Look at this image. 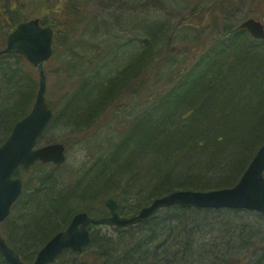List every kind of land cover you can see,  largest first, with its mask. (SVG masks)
<instances>
[{
    "label": "trees",
    "instance_id": "1",
    "mask_svg": "<svg viewBox=\"0 0 264 264\" xmlns=\"http://www.w3.org/2000/svg\"><path fill=\"white\" fill-rule=\"evenodd\" d=\"M11 9L9 4H5L4 13H1L0 17V30L7 29L4 33L5 40L19 22L27 19L24 13ZM52 10L56 12L55 22L47 19L41 21L43 24L54 26L56 40L62 27L66 29L73 27L71 21L79 17V7L76 0H66L60 8L55 6ZM1 19L5 21L2 23ZM61 19L64 21L62 22ZM58 20L62 26L57 22ZM242 31L249 35L245 29H228L220 38L230 40L233 34ZM65 34L69 35L70 31L67 30ZM153 39L154 37H151V44ZM229 40L228 44H231ZM218 41L206 51L208 52L206 60H218V55L224 53L223 47L227 41L223 47L219 46L221 52L217 49ZM252 42L254 44L248 46L249 51L254 47L258 48L261 43L256 39H252ZM243 43L242 40V45ZM242 45L235 46L236 55L234 54L233 57L237 58L239 53L244 52ZM3 47L4 43L0 42V49ZM149 49L150 47H144L145 63L151 54ZM204 54L199 63L161 98L152 113L140 117L121 143L112 147L109 157L102 158L95 173L89 176V184L85 188L80 182L83 177L79 181L80 184L70 185L72 187L69 189L67 185L62 189L55 187L58 179L55 170L61 166L42 162L33 166L42 169L47 166L52 168L32 179V187L27 186L13 205L17 209L21 207L19 213H23L21 209H24V212L29 211L22 225L16 227L11 224L12 220L3 225L6 239L24 261L33 262L36 251L46 243L52 233L66 227L77 203L80 201L85 203L84 200L97 193L105 196L112 193L110 188L119 187L128 171H130L129 175L133 174L136 178L142 159L150 155L156 160L152 167L146 165L144 168L146 174L142 179L136 180V183L143 186L152 179L153 189L150 190L152 196H163L177 189L203 190L213 187L214 184L228 187L235 182L238 172L248 166L264 142V124L261 120L257 122L264 110V96L261 93L264 89H261L264 85V62H261L259 55L258 65L255 67L250 64L243 65V70L246 74L249 73L247 74L249 77L262 78L253 91L260 92L263 98L260 108H253L245 116L238 111V103L230 92L234 85L231 81H234L235 63L224 59L213 67V64L204 63ZM27 65L32 66L22 54L0 55V143L8 136L13 124L28 113L35 102L38 81L26 71ZM140 68L141 63H134L132 68L134 74ZM199 68L204 69L202 79L195 73ZM125 72L127 73V70ZM125 74L123 71L121 78L125 77V80H128L130 74ZM89 80L81 85V90H85L84 93L79 95L77 92L67 102L64 110L65 115L70 119L72 113L76 120L81 119V116L87 117L89 122L86 125L94 122V110L99 107L104 108L123 86L120 87L119 78L99 82ZM117 87L120 88L115 91ZM239 98L243 100L245 97ZM182 117L184 124L180 120ZM121 150L126 152L128 162L125 159L120 160ZM172 153L175 155L171 157ZM195 154H199V157L193 158ZM134 160H138L140 164L135 166ZM207 170L223 171L224 175L218 178L217 182L206 180L204 174L207 173L202 172ZM123 185L130 190L126 186L127 183ZM135 205L131 206L133 212L139 210L138 206L134 207ZM166 209V215L161 216L159 221L152 217L127 228H115L113 232L106 231L101 234L100 230H95L92 243L83 254L63 253L57 262L58 264H214L219 254L216 256L215 249L208 246L207 238L204 239L205 233L199 238L197 233L200 231L197 230L198 228L195 229L192 223L193 219L198 217L196 211L209 209L195 206L182 207L179 204ZM37 212L40 214L38 215ZM115 232L117 236L114 235ZM0 264H9L1 253Z\"/></svg>",
    "mask_w": 264,
    "mask_h": 264
},
{
    "label": "rangeland",
    "instance_id": "2",
    "mask_svg": "<svg viewBox=\"0 0 264 264\" xmlns=\"http://www.w3.org/2000/svg\"><path fill=\"white\" fill-rule=\"evenodd\" d=\"M65 1L0 0V17L4 5L9 4V7L13 8L12 11L24 13L26 18L40 17L42 20L55 22L56 12L52 7L60 8ZM76 2L79 17L71 21L73 26L71 29L63 27L60 29L61 33L54 41V54L46 65V96L55 111V117L40 139L39 145L63 142L67 152L66 163L55 170L58 177L55 187L76 186L81 182L85 188L89 184V176L97 170L98 162L106 156L109 157L112 147L121 143L140 117L152 113L161 98L199 63L204 53V63L213 64V67L224 59L235 63L233 67L236 72L233 75L234 81H231L234 85L230 92L238 103L237 108L242 112L241 115L246 116L253 108H260L263 98L260 92L253 91V88H257L262 78L249 77L247 75L249 73L244 72L243 65L250 64L255 67L258 65L259 55L261 62H264V40L259 42V49L254 47L249 51L248 46L254 44L249 33L250 36L244 31L233 34L230 40H221L220 37H223L228 29L242 30L240 25L248 18L253 17L264 22V0H76ZM4 21L5 19H1L2 23ZM57 22L60 24V20ZM67 30L70 31L69 35L65 34ZM5 32L7 29L1 28L0 42H3L4 46L7 41ZM151 37H154L153 44L150 41ZM228 40L231 44H228ZM217 41L218 52H221L220 47L227 41L223 47L224 53L218 55L219 62L217 59L206 60L208 55L206 51ZM238 44L243 46L244 52L239 53L236 58L233 57L234 48ZM145 46L150 47L151 53L146 63L143 57ZM137 62L141 63L138 72L134 74L131 69L128 80H125V77L121 78L123 71L125 74V71L133 68ZM26 71L37 79L39 87L38 68L27 65ZM195 73L203 78L204 69L199 68ZM113 78L115 80L119 78L118 81L121 82L124 78V81L120 82V87L123 86L112 96L103 110L95 113L94 122L89 125H77L74 119L65 115L67 102L77 92L79 95L84 93L85 90H81L83 82L88 79L99 82ZM119 88L114 90L117 91ZM263 88L264 85L261 86V89ZM261 93L264 96V89ZM239 97L245 98L241 100ZM68 114L70 115V112ZM180 120L184 124V118ZM260 120L264 124V110L257 122ZM197 157L199 154H195L193 158ZM155 160L152 155L142 159L136 178L142 179L146 174L144 170L146 165L152 167ZM134 164L137 166L140 162L134 160ZM51 168L49 166L45 169L20 168L17 175L23 179L26 189L27 186L32 187V179ZM246 168L247 166L238 172L231 186L236 184ZM129 173L122 178L119 187L110 188L112 193L87 198L88 200H84L85 203L80 201L76 204L75 211L88 209L97 215L99 207L108 197H115L121 203L125 199V204H131L129 206L136 204L134 207L138 206L139 209L151 204L154 198L158 197L150 193L153 189L151 188L153 180L150 179L147 185L141 186L136 183L138 179ZM202 173H207L204 174V178L213 182H217L218 178L224 175L223 171L216 170ZM124 183L125 185L127 183L126 186L130 190L125 188ZM213 187L203 190L222 186L214 184ZM20 208H12L8 219L0 223V231L5 237L3 225L12 220L11 224L17 227L28 217L26 214H29V211L24 212V209H21L23 213H19ZM195 214H198V217L193 219L192 223L195 229L198 228L200 231L197 233L199 238L205 235L204 239L207 238L208 246L215 249L216 256L219 254L214 264H264V215L251 210L228 208L196 211Z\"/></svg>",
    "mask_w": 264,
    "mask_h": 264
},
{
    "label": "water",
    "instance_id": "3",
    "mask_svg": "<svg viewBox=\"0 0 264 264\" xmlns=\"http://www.w3.org/2000/svg\"><path fill=\"white\" fill-rule=\"evenodd\" d=\"M242 27L249 29L256 38H264V24L255 18H248ZM54 29L51 25H42L39 18L23 21L9 34L7 45L1 53H20L39 69L40 82L36 100L29 115L17 122L11 136L0 146V222L11 213L12 205L24 190L20 177H15L18 166L28 169L38 160L57 165L65 163L66 146L54 142L36 148L37 140L50 125L54 111L46 98L47 75L44 63L53 54ZM106 204L112 215L103 218H91L86 212L74 216L65 230L57 233L38 252L31 264H50L66 248L82 250L90 241L87 225L90 223H112L126 226L148 218L160 207L175 204L195 205L200 208H231L255 210L264 214V143L253 157L249 166L239 179L230 187L212 190L178 189L157 197L145 206L138 216L121 217L116 211V202L108 199ZM0 252L10 264H28L7 243L0 232Z\"/></svg>",
    "mask_w": 264,
    "mask_h": 264
},
{
    "label": "bare ground",
    "instance_id": "4",
    "mask_svg": "<svg viewBox=\"0 0 264 264\" xmlns=\"http://www.w3.org/2000/svg\"><path fill=\"white\" fill-rule=\"evenodd\" d=\"M1 54H7V53H1ZM0 54V55H1ZM144 58H145V56H143ZM143 57H142V59H143ZM132 68H130L128 71H127V73L125 74V75H128L129 74V72H130V70H131ZM39 75H40V72H39ZM100 109V107L98 108V109H95L94 111H95V113H97L98 112V110ZM103 109V108H102ZM102 109H100V111L102 110ZM30 111H31V109H30ZM30 111H28V113H26L24 116H22L21 118H19L14 124H13V126H12V128H11V130H10V133L8 134V136L5 138V140L3 141V142H1L0 143V146L11 136V134L13 133V130H14V128H15V126H16V124H17V122H19V121H21V120H23V119H25L28 115H29V113H30ZM71 116H72V119H74L73 118V113L71 114ZM74 121H75V123L77 124V125H80V124H84V125H86V123H88L89 121H88V118L86 117H84V116H81V119H74ZM46 132V131H45ZM40 139H41V136L38 138V140H37V145H36V148L37 147H39V146H42L41 144L39 145V142H40ZM119 158H120V160H122V159H125V160H127V155H126V152L125 151H122L121 150V152H119ZM129 158V157H128ZM38 162H41L40 160H38L37 161V163ZM127 162H128V160H127ZM100 163H101V161H99L98 162V165H100ZM24 167V165L23 164H21V165H19L18 166V170L20 169V168H23ZM39 176H41V174L39 175ZM39 176H37V177H39ZM138 179V178H137ZM70 187H72V186H70ZM70 187H68V189L70 188ZM60 189H62V188H60ZM171 193V192H170ZM169 194V193H168ZM22 195V194H21ZM20 195V196H21ZM98 195H102L101 193L99 194V193H97V194H94L93 196H90L88 199H91V198H97L98 197ZM19 196V197H20ZM19 197H18V199H19ZM158 197H160V196H158ZM113 199V200H115V202H116V211H117V213L119 214V216H121V217H127V218H130V217H132V216H138V214L141 212V210L145 207H142V208H140L137 212H133L134 211V209H132L131 208V206H129V205H131V204H125V199H123V201H122V203L121 202H119V200L117 199V198H115V197H108V198H106V199H104V202H103V205L102 206H100L99 207V209H98V211H99V213H97V215H95V214H93L90 210H81V211H75L74 213H73V215H72V217H71V219H70V221L68 222V224L66 225V227L70 224V222L72 221V219L74 218V216L76 215V214H78V213H80V212H86L87 214H88V216L89 217H91V218H97V219H99V218H103V217H108V216H111L112 215V211H111V208L106 204V201L108 200V199ZM157 197H155L154 198V200L156 199ZM17 199V200H18ZM16 200V201H17ZM153 200V201H154ZM152 201V202H153ZM151 202V203H152ZM15 204V203H14ZM13 204V205H14ZM13 205H12V208H14L13 207ZM148 205H150V204H148ZM148 205H146V206H148ZM12 208H11V211H12ZM129 209V210H128ZM166 207H160V208H158V209H156L155 210V212L154 213H152L148 218H143V219H138V222H136V223H133V224H129V225H126V226H122V225H120V224H112V223H108V222H106V223H90V224H88L87 225V229L89 230V233H90V241H89V243L86 245V246H84L83 247V249L82 250H73L72 248H66V249H64L60 254H59V256L56 258V260L54 261V263H56L57 261H58V259H59V257L63 254V253H67V254H72V255H79V254H83L88 248H89V246L91 245V243H92V237H93V233L95 232V230H100V233L102 234V233H105L106 231H114V229L116 228V229H121V228H127V227H129V226H133V225H136V224H138V223H142V222H144V221H146V220H148V219H150V218H152V217H154V219H157L158 221H159V219H160V217L162 216H164V215H166ZM131 212V213H130ZM164 213V214H163ZM11 214V213H10ZM163 214V215H162ZM10 216V215H9ZM8 219V218H7ZM161 221V220H160ZM66 227L65 228H62V229H60V230H56L55 232H53L52 233V235L49 237V239L46 241V243L49 241V240H51L57 233H59V232H61V231H63V230H65L66 229ZM1 232V231H0ZM1 234H2V232H1ZM114 235L115 236H117V233L115 232L114 233ZM2 236L6 239V237L2 234ZM6 241H7V243L9 244V242H8V240L6 239ZM45 243V244H46ZM44 244V245H45ZM43 245V246H44ZM9 246H11L10 244H9ZM42 246V247H43ZM13 249H15L13 246H11ZM41 247V248H42ZM40 248V249H41ZM39 249V250H40ZM16 250V249H15ZM39 250L38 251H36V255H35V258L37 257V255H38V252H39ZM16 252L18 253V251L16 250ZM1 253V252H0ZM2 254V253H1ZM19 254V253H18ZM20 255V254H19ZM20 257H21V255H20ZM21 259H22V257H21ZM23 260V259H22ZM7 261V260H6ZM24 261V260H23ZM8 262V261H7ZM24 262H26V261H24ZM9 263V262H8ZM26 263H28V262H26ZM10 264V263H9Z\"/></svg>",
    "mask_w": 264,
    "mask_h": 264
}]
</instances>
